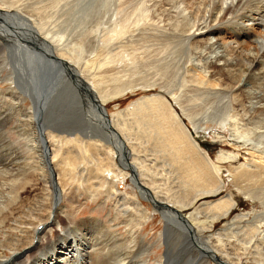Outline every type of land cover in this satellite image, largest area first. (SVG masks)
<instances>
[{"label": "bare ground", "instance_id": "bare-ground-1", "mask_svg": "<svg viewBox=\"0 0 264 264\" xmlns=\"http://www.w3.org/2000/svg\"><path fill=\"white\" fill-rule=\"evenodd\" d=\"M67 1L49 0L45 5L42 0H0V84L3 85L0 87V216L21 198L20 192L30 182L25 179L27 172L35 181L42 182L50 197L46 216L38 218L28 243L20 247L11 243L7 247L11 253L0 258V264H140L138 258L144 253L143 245L135 247L137 240L133 235V250L121 253L119 248L114 250L120 241H113L115 234L105 223H90V219H85L71 232V227L62 225L57 217L55 198L62 201L65 197L63 187L72 168L92 164L84 162L91 151L90 145L93 153L97 152L104 160V169L95 166L94 173L115 178L116 191L118 183L130 178L131 193L136 198L125 202V197L119 195L124 214L138 221L142 213L139 205L144 200L153 210H159L163 228H179L188 235L184 238L189 246L179 248L171 236L169 241H164L161 231L165 247L161 263L177 264L178 259H184L189 253L190 259L182 264H199L201 260L204 264H238L229 252H217L208 238L200 237L197 232L210 228L215 219L231 210L236 200L229 195L203 205L205 211L212 212L210 225L192 212L184 214L183 210L194 203L190 199L193 195L212 192L221 185L219 166L209 161L193 137L195 132L197 136L205 130L202 126L208 122L227 127L230 132L229 140L214 133L215 141L230 143L234 148L221 149L219 160L230 163L237 160L244 146L259 160L228 168L238 184L256 183L264 176V130L256 132L264 128V0H236L235 3L234 0H114L113 6L108 4L111 14L105 9L103 16L87 21L83 15L90 7L83 8L76 0V5L82 8L79 7L81 12L76 7L74 10L80 15L86 11L82 15L83 23L75 26L74 21V28L62 30L63 14L59 13L64 10L61 7H74L76 3ZM106 14L110 16L104 18ZM89 37L103 51L97 57L81 58L78 43ZM170 43L172 47L178 45V50L185 43L198 50L189 53L186 48L179 54L175 50V56L171 57ZM155 44L159 46L150 51ZM110 45L116 47L109 51ZM99 56H103V61ZM27 59L38 61V76H18L17 63L24 70L22 61ZM171 63L177 74L174 81L168 78L172 76L170 72L168 77L166 72V66ZM103 67L108 69L100 72ZM109 74L116 75L108 78ZM18 79L23 81L26 92L21 89L23 85L21 88L18 85ZM116 80L119 85L113 86ZM46 84L55 87L53 95L42 94ZM36 85L41 94L37 101L32 97L39 95ZM136 86H146L143 90L151 94L147 92L115 115L104 112L109 101ZM60 97L77 104L81 120L85 122L83 131L45 124L41 115L45 112L43 102ZM217 112L220 113L214 116ZM185 119L191 128L186 126ZM13 120L19 141L27 150L26 156H22L7 136L6 126ZM258 135L261 140L256 141L254 137ZM62 138L66 142L75 140L77 153L66 151L58 159L61 146L53 147L48 141L61 145ZM149 144L150 153L146 154L145 147ZM157 152L164 156L167 171H159L160 164L152 166L150 159L148 162L143 157V154L155 157ZM57 166L63 171L61 175L55 171ZM19 182L23 186L16 189ZM180 187L187 191L181 194ZM246 193L252 196L250 190ZM194 210L198 214L199 209ZM135 221L129 220L130 225ZM54 224L60 233L46 243L39 240L33 244L46 227ZM252 226L255 231L259 228ZM190 232L195 234L189 235Z\"/></svg>", "mask_w": 264, "mask_h": 264}, {"label": "rangeland", "instance_id": "rangeland-1", "mask_svg": "<svg viewBox=\"0 0 264 264\" xmlns=\"http://www.w3.org/2000/svg\"><path fill=\"white\" fill-rule=\"evenodd\" d=\"M48 1L49 0H44V1L42 0V3L46 5V4H49L52 0H50V2ZM69 1L70 0H68L67 2ZM72 1L76 2V0H72ZM79 1H80L79 4L80 5L82 4L83 8L90 7L91 12L89 11L90 8L89 10H87V12L84 9V12H82V15L85 12L87 13L83 15V16H86L84 20V17L80 15L78 12H76L77 8H78V11L81 12L79 8L81 6L76 5L78 4V1L74 3L75 4L74 7L66 6L64 5V2H62V4L65 6V7L63 6L64 8L61 7L62 10H64V12L62 11L59 14H63V15L65 14V15L64 17L62 15L60 29H61V26L63 25L64 27H62V30H65L66 28H68L69 30L71 28H74L73 26L74 24L75 26H77L78 24L83 23L82 20L84 21H87L88 19L91 20L92 17L94 16L101 17L103 16L104 14L103 12H105V9L108 11L109 14H111L112 10L111 8H108V7L112 5L114 0H101V1L97 0L98 2L96 0L95 2L94 0H79ZM235 2L236 0H234V3ZM101 3L102 5H100ZM92 6L93 7L95 6V7L93 8ZM75 7H76V11L74 10ZM92 8L94 10H92ZM53 10L55 11V9H52L51 11ZM73 10L75 12V15L73 14L74 13ZM88 12H90L89 16H88ZM66 13H68V17L66 18L67 19L69 18L68 19L69 23L66 22V20L64 21ZM106 15H104V18L110 16V15H107V16ZM70 19H72L71 23H70ZM68 24H70V26H73V27H70ZM90 40H92V42ZM93 41L95 42V40L89 37L88 39L86 38L85 41L78 43V45L80 46L79 48L82 49V50L79 49L82 53L81 58H84V57L87 58L89 57L88 55L97 57L100 53H102L103 51V50L101 51L102 47L98 45L96 46V43L94 44ZM172 45L173 44L170 43L168 46V49L171 47L170 48L171 50L169 49V51L171 52L173 51L172 54H170L171 57L172 55L176 53L175 50L178 51L177 54H179L182 50L185 51L186 48H187V52L189 53H194V52L196 53L198 50V49L195 50L192 47L187 46L186 43L183 45H179L181 50L180 49L178 50L177 48L178 45L176 47L174 46L172 47ZM154 46L157 47L159 45L158 44L153 45L150 51L153 52V50L156 48ZM115 47H116L115 45H110L109 51L113 50ZM74 48H76V46ZM172 48L173 49L175 48V49L173 50ZM147 53L148 51L145 53V55H147ZM171 57H169V59ZM99 58L103 61V56L102 57L99 56ZM22 62L24 65L23 66L24 70H22L20 62L17 63L18 76H25V77L38 76L37 75L38 61H30L29 59H27ZM147 62L149 61L147 60ZM168 66H169V69H167ZM80 67L78 66V68ZM166 67H167L166 68L167 77L170 76L171 74L173 78L172 76L168 78H170L171 80L173 79L175 80L176 79L175 76L177 74L176 72H174L176 70L173 67V63L167 65ZM106 69L108 68L103 67L101 68V70L103 71L100 70V72H104ZM171 71L174 73H172ZM169 72L170 74H168ZM115 75L116 74H113V76ZM109 76L111 78L113 77L111 74H109L107 77L110 78ZM17 83L20 86V88L23 85V88L21 89L25 91L23 81L18 79ZM1 85L2 84H0V87ZM117 85H119L118 80L113 82V86H117ZM43 87L44 88H43L42 94L43 92L45 93L43 95H46L47 93H48L47 94L48 96L53 95L52 92L55 88L54 86L52 87L46 84ZM145 87L146 86H144V88ZM35 88H36L35 91L39 92V87H37V85ZM144 88L141 86H136L132 90L126 91L127 92L126 94L124 93L122 96L117 97L112 101H109L108 104L104 106V112L108 115H111V114L115 115L121 110L130 107L139 97H142L144 94L146 95L148 91L143 90ZM149 93L151 94L150 91L148 92V94ZM30 95H33V94H30ZM40 95L41 94L39 92L38 96L34 95L32 97L34 98V100L37 101L38 97L40 100ZM59 96H61V94H59ZM217 99H219V97H217ZM38 102L36 104H38ZM47 102L48 103L44 101L43 102L44 106L42 105V107H44V110H45L44 116L50 114L48 115L49 118L51 117L50 121H53V119L56 120V122L52 124L51 126L52 128L59 127L60 129L68 128L66 130H69V129H76L80 131L84 130L85 122H82L81 120L82 114L80 110L78 111L77 104L72 103V102H67L66 100L63 101L62 97H60V99L53 98L52 100L50 99V101H47ZM72 105L75 108H73ZM71 108H73L74 110H71ZM51 109H52V112L49 113ZM219 113L220 112L213 113V114L215 116V114L218 115ZM43 118H42V123H43ZM185 123L188 128L192 127L191 123H189L187 119H185ZM202 127L203 128L206 127L205 130H201L200 132H198L199 134H197V136L195 135L197 132H195L193 137L195 138V141L198 143L202 152L206 155L209 161L219 166V175L221 176V180L223 182L221 181L220 187H218L212 192L203 193L200 196H196L197 198L194 195L193 196L191 195L192 197L190 199L191 200L193 199L194 203H191L193 205L189 204L188 206H186L187 208L186 207H185L186 209L184 208L185 210H183V213L186 214V213L192 212L193 214L197 215L199 219L205 220L206 224H209V222L211 221L210 216L212 212H209L207 210L205 211L203 208L204 207L203 205H207L215 201L216 199L227 198L230 195L229 197H231L233 200H236L235 201L236 203L231 208V210H229L228 213L220 216V218L215 219L213 221V225L210 228L204 229V231L198 229L199 231L197 232L199 233L200 237L202 236V238L204 237L206 239L208 238V242L210 243V245H212L216 249L217 252H221L222 250H226L227 252H229L232 260H238V264H256V261H254L253 258L261 261V263L259 264H264V234H263L264 233V176L261 177L258 181H256V183L250 182V181H244L240 185L235 180V178L230 174V173H233V171H229L230 173L227 171L230 166L231 167L233 166L235 168V167L244 165V163L252 164L253 161L257 162L259 160L256 158H253L251 154L248 153L247 148H245V146L244 148H241L239 150V156L237 160L231 163L225 160H219L218 152L221 149L230 151V150H233L234 148L230 143L228 144L226 142L221 143L219 142V140L215 141L214 133L217 132L221 134V136L223 137L225 136L224 139L229 140L230 132L228 131V128L226 127L227 129L226 130L220 124H217L215 122H208L206 125ZM263 130L264 128L262 127V129H259L257 131L255 130V131L262 132ZM6 131L8 132L7 136L9 137L11 142L14 144V146L17 148V150H20L22 156H26L27 150L25 147L22 146L23 144L19 141L20 139L17 136V131L15 129L14 120L11 121L6 126ZM95 134L105 137L104 134L102 133L95 132ZM200 134H202L203 137L202 136L200 137ZM254 138L256 141L261 140L259 135L258 137H254ZM87 141L88 140L85 141V144L88 143ZM48 142H50V144H52L53 147L61 146V154L59 153L58 159L63 158L64 155L69 152H73L75 154L77 150L76 148L77 145L75 144V140H72L71 142H66L65 138H62L61 145L60 143L58 144L54 143V141L53 142L48 141ZM87 146H89V143L86 145V147ZM92 146L93 145H90L91 148L87 147V149L90 148L91 151L89 153L88 159L87 160L85 159L84 161V162H90L92 164H89L90 165L89 167L83 164L82 166L80 165L79 167H76L75 169L72 168L70 170V174L66 176L65 180H67L68 183H66L65 186L63 187L65 197H63L62 201L61 200L59 201L58 205L56 206L57 208L55 207L56 212H57V217L59 218V220H61L62 225L66 224L71 227V232H74V230L72 229L74 228V226H77V224H79L80 221L85 220V219L86 220L90 219L89 220L90 223H93L92 221H96L99 223H105L107 225L106 227L115 234L113 241H116V240L120 241L118 243V246L114 250L116 251L119 248L121 253H127L133 250L134 242H131V235H133L137 240V244L135 245V247L138 246L139 248L143 245L142 248L144 250V253L138 258V260L140 261V264H164L163 262L161 263V259H162L163 253L165 252V247L162 245V240L160 237V233L163 230L164 223H163V220L160 214L158 213L159 210H153L152 206L147 201L143 200V202H141V204L139 205V207H141L142 213L140 212L141 217L139 218L138 221H135V219L128 216V214H124L125 209L122 207L123 205L120 201L119 195H122L125 197V202H129L132 199L136 198V196L133 193H131L132 188H131L130 178H127L126 182L118 183L117 185L118 191H116L113 185L114 183L116 184L115 178H107L103 174H100L99 172L94 173L95 166L100 169H104V160L101 159L100 155H98L97 152L93 153ZM150 146L151 145L149 144L147 147H145L144 153L146 154L150 153ZM101 151L102 150H99L98 152L101 153ZM150 155L146 157L145 154H143V157H145L148 160V162L150 159V164H153L152 166H155L156 164L157 165L160 164V168H158L159 171H167L166 169L167 167L164 164L165 159H163L164 156L162 154L157 152L155 154V157L154 155L150 157ZM152 161L154 162L152 163ZM58 167L59 166H57L55 171L61 175L63 171L62 169H59L60 167L59 168ZM67 171L68 170H66V172ZM25 175H26L25 179L27 180L29 179L30 182L29 184L26 185L24 190L20 192L21 198L18 200V202L15 205H13V207H11L9 210H5V212L1 214L2 217L0 216L1 217L0 220L3 221V223H0V258H5V256H9L11 251L7 249V247H9L11 243L13 245L18 244L19 247L21 245L23 246L28 243L32 235L33 228L37 224L36 222L38 218H43L46 216V213H47L46 206L50 204V197L49 195H47L48 191L45 190L44 186H42V182L39 180H38L39 182L35 181L33 178H31L30 172H27ZM22 183L20 184L19 182L18 184H16L15 188L17 189L19 187H22L23 186ZM61 185L63 186V183H61ZM179 189H178L179 192L183 190L181 194H183L184 191H187L186 189L182 187H180ZM6 190H4V193ZM249 190L252 196L247 195L246 192ZM256 192H263V193L260 194ZM110 194H112V197H110ZM261 196L263 198H260ZM195 207L199 209L198 214H196L197 212H195L194 210ZM242 215H245V216H242ZM125 220H128L127 224ZM129 220L135 221L136 222L135 226H133L135 222L134 223L132 222L130 225ZM39 224H38V227L40 228L41 225ZM56 225L54 224V226L46 227V229L41 233L40 239L37 240L36 238L33 244H35L39 240L41 242L46 243L48 240L54 238L57 235L56 234L57 232L60 233L59 227ZM252 225H258L259 226L258 230L255 231ZM176 226H181V225H176ZM242 228L244 229L243 233L241 232ZM89 229L91 230V228ZM249 233L252 235L249 236ZM170 235H171V240L174 239L176 242H178L179 248H182L180 247L179 244L183 242V238L188 236L187 234L185 235L183 231L179 228H173L172 230L167 228V233L165 237L170 236ZM182 252L185 253L184 251ZM186 254L188 256L186 255L185 258L181 260L178 259L176 263L182 264V263H185L186 260L188 261L191 257V254L189 253H186ZM204 263L205 262L203 260L199 261V264H204Z\"/></svg>", "mask_w": 264, "mask_h": 264}, {"label": "water", "instance_id": "water-1", "mask_svg": "<svg viewBox=\"0 0 264 264\" xmlns=\"http://www.w3.org/2000/svg\"><path fill=\"white\" fill-rule=\"evenodd\" d=\"M97 107H99L98 105H97ZM42 116L44 117V122H45V124L47 125V126H52V124H54L55 122L54 121H50L51 120V118H49V117H47V116H44V114L42 113ZM47 122H48V124H47ZM46 125H44L43 124V127L42 128H45L46 127ZM41 133H42V130H41ZM44 148H45V152H47L48 153V149H47V144L44 142ZM46 157H47V159H48V154H46ZM55 201L56 202H54V207H56L57 205H58V203H59V201L60 200H58L57 201V198H55ZM57 208V207H56ZM166 233H167V228H163V236H164V241H165V239L167 240V241H169V239H170V236H167V238L165 237V235H166ZM193 235V232H190L189 233V235ZM186 235V234H185ZM183 242L181 243V245H180V247H184L185 245H188V244H186L187 243V240H185V238H183ZM189 246V245H188Z\"/></svg>", "mask_w": 264, "mask_h": 264}]
</instances>
